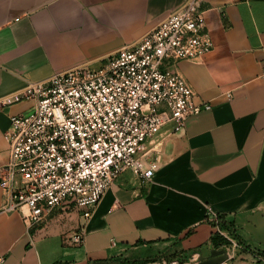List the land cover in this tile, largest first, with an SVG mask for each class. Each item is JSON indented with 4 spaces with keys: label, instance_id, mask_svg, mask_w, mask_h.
<instances>
[{
    "label": "crops",
    "instance_id": "obj_1",
    "mask_svg": "<svg viewBox=\"0 0 264 264\" xmlns=\"http://www.w3.org/2000/svg\"><path fill=\"white\" fill-rule=\"evenodd\" d=\"M186 1L0 0V168L10 157L11 116L35 105L18 99L19 91L98 62ZM201 9L211 49L167 67L212 108L190 116L182 132L165 139L148 183L128 171L112 184L87 222L82 244L72 242L81 223L74 204L30 224L19 210L7 209L11 193L0 177L2 264L198 261L217 248L206 205L241 244L222 264H264V243L246 229L250 214L264 212V0H201Z\"/></svg>",
    "mask_w": 264,
    "mask_h": 264
},
{
    "label": "built area",
    "instance_id": "obj_2",
    "mask_svg": "<svg viewBox=\"0 0 264 264\" xmlns=\"http://www.w3.org/2000/svg\"><path fill=\"white\" fill-rule=\"evenodd\" d=\"M211 47L201 0H187L153 30L98 62L30 82L17 96L35 105L12 115L6 133L10 157L0 177L11 193L7 209L19 210L35 224L55 208L74 204L81 223L72 242L84 243L86 224L112 184L128 171L148 183L165 139L182 132L190 116L212 108L210 101L196 100L180 72L167 67L198 60ZM206 212L225 240L221 248L230 253L240 247L210 205ZM196 259L162 257L145 264H193Z\"/></svg>",
    "mask_w": 264,
    "mask_h": 264
},
{
    "label": "water",
    "instance_id": "obj_3",
    "mask_svg": "<svg viewBox=\"0 0 264 264\" xmlns=\"http://www.w3.org/2000/svg\"><path fill=\"white\" fill-rule=\"evenodd\" d=\"M247 221L246 229L250 231L258 241L264 243V212L259 211L250 214ZM229 257L230 253L226 248H213L209 256L202 255L199 257V260L193 264H222L228 260Z\"/></svg>",
    "mask_w": 264,
    "mask_h": 264
},
{
    "label": "trees",
    "instance_id": "obj_4",
    "mask_svg": "<svg viewBox=\"0 0 264 264\" xmlns=\"http://www.w3.org/2000/svg\"><path fill=\"white\" fill-rule=\"evenodd\" d=\"M212 240L214 242L215 247H217V248L222 247V245L225 242V240L217 232L214 234ZM183 262H185V261H183ZM145 263H147V262H143V263H140V264H145Z\"/></svg>",
    "mask_w": 264,
    "mask_h": 264
}]
</instances>
